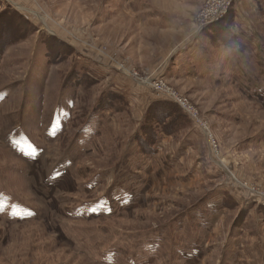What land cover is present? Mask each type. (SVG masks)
Here are the masks:
<instances>
[{
	"label": "rangeland",
	"instance_id": "obj_1",
	"mask_svg": "<svg viewBox=\"0 0 264 264\" xmlns=\"http://www.w3.org/2000/svg\"><path fill=\"white\" fill-rule=\"evenodd\" d=\"M210 1L0 0V264H264V0Z\"/></svg>",
	"mask_w": 264,
	"mask_h": 264
},
{
	"label": "built area",
	"instance_id": "obj_2",
	"mask_svg": "<svg viewBox=\"0 0 264 264\" xmlns=\"http://www.w3.org/2000/svg\"><path fill=\"white\" fill-rule=\"evenodd\" d=\"M221 3H222V0H211L207 9L205 10V13L203 12L204 15H213L217 12V9L220 8L221 6ZM153 84H156L157 86V90H156V93L159 94L158 97H161V98H165V99H169V100H172V101H175L179 104L180 107H182V109L187 112L188 114H191L194 119L196 120L197 123L200 124L201 126V130L203 129L205 131V133H207V128L206 126L202 123L201 119L197 116L196 112L192 109L191 105L188 103V102H185L183 101L182 99H179L176 95H174V93L172 92H167L165 89H164V85L163 83L160 81V80H152L151 82V86ZM212 135L211 134H208V140L210 142L211 140V137ZM210 144L215 147V145L212 143V140L210 142ZM214 152L216 153V150H214ZM234 180V182H238L236 178H232ZM241 184H244V183H240ZM246 186V189L249 190V192L251 194H254L256 196H258L260 199L259 202L264 204V195H261L255 191H251L250 189H248V186L245 184Z\"/></svg>",
	"mask_w": 264,
	"mask_h": 264
},
{
	"label": "crops",
	"instance_id": "obj_3",
	"mask_svg": "<svg viewBox=\"0 0 264 264\" xmlns=\"http://www.w3.org/2000/svg\"><path fill=\"white\" fill-rule=\"evenodd\" d=\"M246 205L249 206L250 204H246ZM248 210H249L248 211L249 213L247 214L245 221L249 217V220L250 219L252 220V226L253 227H252V229L248 230V229H244V228H246L245 226H243L244 224H241L242 227L241 226L240 227L244 233L242 236L237 237L235 239H241L242 240V242L240 243L241 247H245V246L249 247L250 248L249 250H251L252 254H253V252H256V251L263 253V251L261 249H258L257 247H259L260 245L262 247H264V219H263L264 216H263V218L261 217L260 210H258V209L250 211V208H249ZM263 213H264V210L262 209V214ZM243 242H244L245 246H243ZM252 258L254 259L255 257L253 256ZM257 259H258V256H257Z\"/></svg>",
	"mask_w": 264,
	"mask_h": 264
},
{
	"label": "trees",
	"instance_id": "obj_4",
	"mask_svg": "<svg viewBox=\"0 0 264 264\" xmlns=\"http://www.w3.org/2000/svg\"><path fill=\"white\" fill-rule=\"evenodd\" d=\"M6 46V44L4 43L3 45L0 46V48H4ZM0 54H1V50H0ZM173 104L172 103H164V102H157L154 105H152V109L155 110V112H161V110H169V109H173ZM242 213V212H241Z\"/></svg>",
	"mask_w": 264,
	"mask_h": 264
},
{
	"label": "snow or ice",
	"instance_id": "obj_5",
	"mask_svg": "<svg viewBox=\"0 0 264 264\" xmlns=\"http://www.w3.org/2000/svg\"><path fill=\"white\" fill-rule=\"evenodd\" d=\"M2 209H3V203L0 202V210H2ZM28 214H31V213H28ZM13 215H15V213H13Z\"/></svg>",
	"mask_w": 264,
	"mask_h": 264
}]
</instances>
